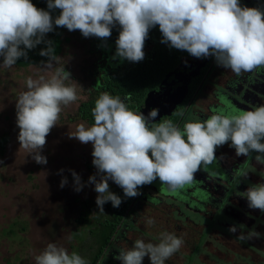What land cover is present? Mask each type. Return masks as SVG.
<instances>
[{"label":"clouds","instance_id":"9594fccd","mask_svg":"<svg viewBox=\"0 0 264 264\" xmlns=\"http://www.w3.org/2000/svg\"><path fill=\"white\" fill-rule=\"evenodd\" d=\"M47 7L59 9L60 14L53 19L50 11L36 7L32 0H0V66L11 68L21 57H27L26 50L46 43L40 55L49 58L44 69L51 70L55 57L50 55V41L44 37L54 30L53 25L100 39L109 38L118 25L113 59L140 62L149 31L158 25L162 43L196 58L213 56L218 66L237 76L264 67V10L241 6L240 0H47ZM70 76L64 67L36 79L29 76L25 80L27 90L16 99L20 148L37 164H47L41 152L63 108L79 99L75 84H65L72 80ZM228 98L237 105L233 96ZM250 104L251 110L239 107L245 111L217 112L203 121L185 122L181 129L171 120L150 126L159 115L158 109L145 116L130 110L120 96L101 93L92 108L94 123L87 127L80 123L68 133L69 138L93 146L92 164L99 179L90 176L89 183L98 194L95 202L99 212H104L103 206L109 201L117 208L122 203L121 197L109 190V180L128 198L139 195L140 187L157 178L175 192L192 185L201 168L207 171L217 161V147L229 141L236 156L256 152V162L264 164V105ZM69 171L75 191H81L84 185L80 176ZM66 184L65 177L60 187ZM242 197L249 209L264 212V183L251 185ZM146 223L151 226L155 220L147 218ZM229 232L236 233L237 226H231ZM259 237V232L250 230L240 232L237 239ZM183 243L175 233L162 232L159 243L137 239L115 259L121 264H143L148 256L151 264H165ZM34 260L35 264H88L76 252L69 253L51 242Z\"/></svg>","mask_w":264,"mask_h":264},{"label":"rangeland","instance_id":"374dc122","mask_svg":"<svg viewBox=\"0 0 264 264\" xmlns=\"http://www.w3.org/2000/svg\"><path fill=\"white\" fill-rule=\"evenodd\" d=\"M65 35H69L70 41L54 59L51 70L44 69L46 63L26 67L14 65L11 68L0 66V138L7 136L0 153V264H35L34 256L50 242L65 247L69 253L76 252L85 260L93 255L97 245L100 246L97 220L107 216L108 210L105 203L104 212H99L95 202L98 194L94 190V184L89 183V177L97 175V169L92 164L93 146L91 143L82 144L68 135L80 123H84L86 127L91 126L78 117V109L81 101L87 98V70L90 62L100 52L92 55L88 50V38L77 30L68 31ZM2 62L3 57H0V63ZM57 67H64L71 74L72 80H66L65 84H75L79 99L63 108L57 125L46 137L41 154L47 158V164L41 165L20 148L15 105L20 92L27 90V77L36 79L40 75L47 76ZM256 77L254 79L257 80L252 83H247V80L240 87L235 83L233 92L241 95L242 103L239 106L242 109L245 107L244 103L248 102L257 107L264 105V75ZM220 81L226 83L229 80ZM256 86L259 87L257 96V92L246 89H255ZM213 87L215 89L211 90L215 95L220 93L216 92L220 90L217 86ZM211 96L214 95L211 93ZM217 97H221V93ZM228 99L225 97L224 100L230 104L231 100ZM220 102L223 103V100ZM220 102L214 100L209 104L214 106ZM229 145L230 141L217 147L215 152L222 153V150L228 149L235 152ZM258 154H235L232 157L235 161L227 160V165L235 163L232 166L239 167V175L235 176V191H228L224 200L214 209L215 213L205 214L206 208L205 211H187L182 203H175V198L178 200L181 197L170 193L169 189L166 191L162 184L160 187L163 186V192L166 193L164 198L161 201L160 198L155 199L152 203L154 208L144 202L139 203L145 213L136 210V213L131 214L132 220L125 227L122 236L116 239L114 253L119 254L121 250L131 248L137 239L159 243L160 234L170 232L182 238L184 243L165 264H264V212L253 209L252 213L261 219H256L257 222L251 220L248 224L246 215L237 214L243 211L238 207L240 201H247L242 197L243 192L251 185L264 183V164H258L255 160ZM215 164L209 165L204 175L195 173V179L200 181L203 177L208 180L207 176L217 180L223 177L222 181H226V176L228 179L230 174L234 179L233 173L237 169L226 171V166L221 167L217 162ZM61 169L63 172H60ZM69 170H74L80 176L84 185L81 191H75L74 178ZM245 173L248 175L244 176ZM65 177L67 184L61 188V180ZM108 183L111 191L115 183L111 180ZM185 198L190 201L189 197ZM179 205L181 209L175 210ZM208 206L207 209H210ZM83 213L89 215L91 224L88 226L79 223ZM235 215L238 219L242 217V225L235 221ZM147 218L154 219L155 224L147 225ZM233 225L237 226L236 233L229 232ZM250 230L259 232L260 237L245 241L237 239L240 232L247 234ZM202 235L205 238L200 241ZM197 244L198 248L195 249ZM143 261L151 264L148 256Z\"/></svg>","mask_w":264,"mask_h":264},{"label":"flooded vegetation","instance_id":"af4514ba","mask_svg":"<svg viewBox=\"0 0 264 264\" xmlns=\"http://www.w3.org/2000/svg\"><path fill=\"white\" fill-rule=\"evenodd\" d=\"M263 3L264 0H240L241 6L246 7L258 8L259 5L263 7ZM68 31H64L61 36L65 41L63 49L64 45L70 41L69 35H65ZM119 31L120 28L117 25L112 28L111 36L107 39H100L94 36L88 37V50L90 53L95 55L100 52V54L96 55L94 61L91 60V65L87 70V77L89 78L87 98L81 101L78 109V117L81 119L79 110L82 104L86 103L95 106V101L99 95L103 92H108L112 96H120L130 110L137 113L141 112L145 116L148 115L151 109H158L159 115L155 121L151 122L150 126L165 120H171L182 129L185 122L203 121L211 116L213 106L209 102L212 104L214 100L220 102L225 97L233 96L239 106L242 103V97L233 92L236 84L240 87L247 80V83L257 80L254 79L257 78L256 75H264V67H262L257 68L254 72H245L237 76L231 70L218 66L213 56L196 58L187 51L171 48L168 44L161 42L162 34L158 25L149 31L143 49L145 56L142 61L129 62L127 60L121 61L119 58L113 59L116 52L115 41L118 38ZM221 79L229 81L221 83ZM213 86H217L220 89L216 92H220L222 98L217 97L220 93L216 94L217 96L213 93L211 90L215 89ZM259 87L261 88L260 85ZM259 87L246 89L253 93L257 92V96ZM211 93L214 96H211ZM224 102L226 101L224 100ZM220 103L214 106L219 107L221 106L219 105ZM244 106L245 109L251 108L250 102L244 103ZM82 120L87 122L85 119ZM234 153V151H223V154L219 155V152H215V156L228 164L229 161H235L232 159L233 156L235 157ZM228 156H231V158L229 159ZM232 165L233 163L228 166L231 167ZM196 173L204 175L206 172L201 168ZM233 176L234 179L231 174L228 179L226 176V181H222L223 178H220V181H209L204 178L200 181L195 180L192 185L186 186L190 187V189L178 194L181 198L178 200L175 198V201H177L175 203H182L181 205L187 211H205L206 208L205 214L215 213L214 209L224 200L228 191H235L234 186L237 181L235 180V175ZM114 185L111 188V192L116 193L117 190H121L119 186ZM161 185L157 178L151 184L140 187L138 189L139 195L128 198L131 202L130 208L132 207V211L130 212L129 210L127 213H136V210L140 211L141 205L139 203L142 202L146 203V205L149 204L150 208H154L155 205L152 204L155 202L154 200L160 198L159 200L161 201L166 194L163 192L164 187H166V191L168 190L166 185L160 187ZM240 187L241 185H239L238 189ZM185 197H189L190 201ZM207 205H209L210 209H207ZM238 207L243 211L237 212V214L246 215L249 220L246 221L247 224L251 220L257 222L256 219H261L252 213L253 209L248 208L247 201H240ZM180 209V205L179 208L175 207V210ZM141 211V213H145L143 209ZM236 217L235 215V221L241 224L240 219L242 217L240 216L239 219ZM111 253H114L113 249Z\"/></svg>","mask_w":264,"mask_h":264},{"label":"trees","instance_id":"16d2710c","mask_svg":"<svg viewBox=\"0 0 264 264\" xmlns=\"http://www.w3.org/2000/svg\"><path fill=\"white\" fill-rule=\"evenodd\" d=\"M32 3L41 9H44L46 11H50L51 16L53 19L57 17L60 14L59 9H52L49 10L47 7V1L45 0H32ZM261 10H264V6L261 7V5L258 6ZM53 31L49 32L45 35L44 40L50 41V47L52 49L50 55L55 57V59L62 53L63 44L65 41L61 37L63 35L64 31H67V28L65 27H57L53 25ZM46 43H41L37 45L35 48L27 51V57H21L17 62L16 66L18 67H26L29 65H41L48 61V57L41 56L40 52L42 49L46 48ZM43 62V63H42ZM92 104H86L83 103L80 107V114L82 119L87 120V123L93 124L94 118L92 116ZM7 140V136L3 135L0 138V153H2V147L4 146V143ZM116 195L120 196L122 199L121 205L117 207H113L111 202H107L106 209L108 210L107 216L104 218L97 220L98 223V232L100 233V246L97 245L96 251L91 255L89 258L87 257L86 261L88 264H121V262L117 259H115L116 256L119 254L111 253L112 249L115 248V242L118 237L122 236V232L125 227L128 226V223H130V220H132L131 214L127 213V211H132V207L130 208V199L128 197L124 196L123 190H117ZM80 224H85V226H88L91 224V221L89 220L88 213H83L79 218ZM92 231V229H90ZM205 237L202 235L200 238V241L204 239ZM199 241V242H200ZM198 248V244L195 246V249ZM74 249V247H73ZM194 249V250H195ZM110 254V256H109ZM143 264H148L143 261Z\"/></svg>","mask_w":264,"mask_h":264},{"label":"water","instance_id":"95a60500","mask_svg":"<svg viewBox=\"0 0 264 264\" xmlns=\"http://www.w3.org/2000/svg\"><path fill=\"white\" fill-rule=\"evenodd\" d=\"M222 98V97H221ZM229 100V99H228ZM226 101V100H225ZM219 105H221V106H219ZM218 106L219 107H217V106H213L212 107V113H211V115L212 114H214V113H217V112H223V113H235V112H238V111H245V110H242V109H240L239 108V106H237V105H235L234 104V102L233 101H231L230 102V104L229 103H227V101L226 102H224V100H223V103H220ZM210 117V116H209ZM208 118V117H207ZM231 143V142H230ZM217 152H219V155H222L223 154V150H222V153L220 152V151H217ZM217 158V161H215V162H217L221 167H222V165L223 166H226V171H229L230 169H237L236 170V172L235 173H233L235 176L236 175H239V167L238 168H236V167H234V166H229V167H227L228 165L226 164V162H224V161H221V160H219V158L218 157H216ZM215 162H214V166L216 165L215 164ZM247 161H245V163H246ZM234 165V164H233ZM239 166H240V164H239ZM228 168V169H227ZM233 169H232V171H233ZM213 170H215V169H213ZM231 172V171H230ZM204 174H206V173H204ZM222 174V173H221ZM220 176H223V175H220ZM206 178L209 180V181H212V180H216L215 178H213V177H207L206 176ZM221 178V177H220ZM219 178V179H220ZM223 178V177H222ZM202 179H203V177H202ZM219 179H217V181H219ZM235 180H236V178H235ZM187 188V187H186ZM162 189V188H161ZM185 190H187V189H185V188H183V189H180V190H177V191H175V192H173V191H170V193H173V194H179L180 192H185ZM196 196V195H195Z\"/></svg>","mask_w":264,"mask_h":264}]
</instances>
